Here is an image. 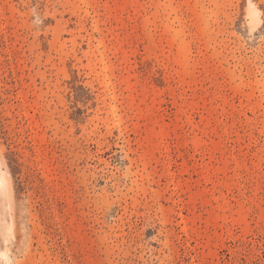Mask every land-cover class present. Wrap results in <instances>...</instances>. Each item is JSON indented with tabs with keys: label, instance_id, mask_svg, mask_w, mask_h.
Here are the masks:
<instances>
[{
	"label": "rangeland",
	"instance_id": "obj_1",
	"mask_svg": "<svg viewBox=\"0 0 264 264\" xmlns=\"http://www.w3.org/2000/svg\"><path fill=\"white\" fill-rule=\"evenodd\" d=\"M0 264H264V0H0Z\"/></svg>",
	"mask_w": 264,
	"mask_h": 264
}]
</instances>
